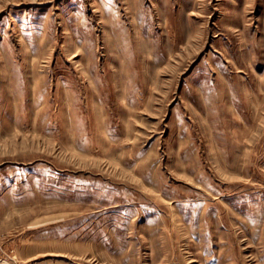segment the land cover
Masks as SVG:
<instances>
[{
	"label": "rangeland",
	"instance_id": "374dc122",
	"mask_svg": "<svg viewBox=\"0 0 264 264\" xmlns=\"http://www.w3.org/2000/svg\"><path fill=\"white\" fill-rule=\"evenodd\" d=\"M0 264H264V0H0Z\"/></svg>",
	"mask_w": 264,
	"mask_h": 264
}]
</instances>
